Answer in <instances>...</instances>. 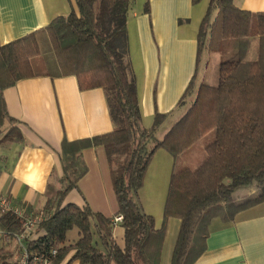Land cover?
<instances>
[{
	"label": "trees",
	"instance_id": "1",
	"mask_svg": "<svg viewBox=\"0 0 264 264\" xmlns=\"http://www.w3.org/2000/svg\"><path fill=\"white\" fill-rule=\"evenodd\" d=\"M135 1L74 0L76 9L44 29L61 76H75L81 91L102 88L114 124L110 133L62 142V177L48 185L44 221L37 226L41 236L28 243L39 255L56 249L53 264H62L71 252L68 264H160L172 218L180 227L170 264H196L207 250L214 220L229 225L264 203V13L241 10L235 0H209L197 33V64L205 52L218 54L219 83L195 87L193 77L179 102L188 101V109L160 139L168 115L156 113L152 125L144 126L127 60V22ZM37 34L0 46V144L23 140L9 116L5 90L21 80L49 76ZM253 39L259 41L258 58L248 61ZM211 133L215 138L205 148L204 162L195 170L173 171L163 224L157 228L138 199L156 151L163 149L176 161ZM97 147L106 152L118 203L115 217H123V247L114 238V218L87 202H67L88 172L84 150ZM253 191L260 194L237 202L239 195ZM22 226L16 215L0 214V229L11 236L21 234ZM73 230L78 238L71 242ZM11 259V253L0 250V264H13Z\"/></svg>",
	"mask_w": 264,
	"mask_h": 264
},
{
	"label": "crops",
	"instance_id": "2",
	"mask_svg": "<svg viewBox=\"0 0 264 264\" xmlns=\"http://www.w3.org/2000/svg\"><path fill=\"white\" fill-rule=\"evenodd\" d=\"M201 1L136 0L129 12L127 60L136 80L143 124L150 127L156 113L168 115L158 131L160 139L186 112L188 101L183 105L179 102L195 76L198 87L202 63H205L204 78L209 67L208 52L203 53L197 64V33L209 5V0L203 5ZM235 5L241 10L264 13V0H235ZM73 9H76L74 0H0V46L31 33L43 35L55 18L66 16ZM48 72L49 76L21 80L4 92L9 116L23 140L0 144V195L26 210L30 208L33 214L42 213L45 192L53 177H62L63 140L87 139L114 130L102 88L81 91L77 78L61 76L57 63ZM162 150H157L150 165L158 164L162 170L172 165L174 171L176 161ZM83 159L88 172L80 181L79 190L68 195L67 202L77 205L87 202L94 211L114 218L118 203L104 148L84 150ZM138 199L142 206L140 195ZM173 220L168 222L161 261ZM210 230L207 250L196 264H264V203L240 213L229 225L216 219ZM113 234L123 247L121 224L115 225ZM39 236L36 226L32 240ZM77 238L76 232L70 241ZM0 250L11 253L15 264L14 240L0 239ZM73 253L62 264H68Z\"/></svg>",
	"mask_w": 264,
	"mask_h": 264
},
{
	"label": "rangeland",
	"instance_id": "3",
	"mask_svg": "<svg viewBox=\"0 0 264 264\" xmlns=\"http://www.w3.org/2000/svg\"><path fill=\"white\" fill-rule=\"evenodd\" d=\"M205 0L201 1L203 5ZM208 3V0H207ZM208 5V4H207ZM206 5V6H207ZM213 15H216L214 12ZM43 35L37 34L38 42L41 49V57L47 65V69H51L56 65V59L52 51L51 43L48 37L47 32L44 30ZM41 35V36H40ZM259 53V41L258 39H253L252 45L247 56L248 61H254L258 58ZM205 63H202L199 77H198V86L201 82H205L206 84L216 86L219 83V68H220V57L218 54H210V63L207 69V73L204 78V73H202ZM201 73V75H200ZM204 78V79H203ZM189 106L187 105L184 108V111L187 110ZM180 112L176 114L179 115ZM179 118V117H178ZM181 118V117H180ZM179 120V119H176ZM163 137V136H162ZM215 134L211 133L207 137L203 138L199 143H197L189 152L184 155H181L176 159V170H180L185 167H189L193 170L197 169L206 159L207 155L205 152V148L214 140ZM162 150V149H160ZM164 151V150H162ZM157 152V151H156ZM168 153V152H167ZM156 154V153H155ZM155 156V155H154ZM154 159L156 158L153 157ZM153 160V159H152ZM158 161V160H157ZM156 163V162H153ZM150 165L147 169L144 184L140 190V199L143 206V210L148 214H151L158 227H161L164 220V211L165 205L168 198L169 186L171 181V176L173 173V166L166 167V170H162L160 165H155L153 167ZM175 170V169H174ZM260 191H256L255 193L246 192L241 196H238L237 202L246 201L256 195H259ZM174 219L172 222V226H170V230L168 233L167 244L164 247V255L162 259V264H170L171 263V253L173 247L176 242L177 232L179 229V220ZM169 225L167 226V232ZM77 230H73L70 234V238H75Z\"/></svg>",
	"mask_w": 264,
	"mask_h": 264
},
{
	"label": "built area",
	"instance_id": "4",
	"mask_svg": "<svg viewBox=\"0 0 264 264\" xmlns=\"http://www.w3.org/2000/svg\"><path fill=\"white\" fill-rule=\"evenodd\" d=\"M11 213L22 219V233L11 236L0 229V239L14 240L16 248L15 264H53L57 255V250L53 249L46 255H39L29 249L28 243L32 240V232L34 227L40 225L44 221L43 212L40 214L26 213V209L15 205L11 200L0 195V214ZM114 225L121 224L123 217L118 215L113 219Z\"/></svg>",
	"mask_w": 264,
	"mask_h": 264
}]
</instances>
